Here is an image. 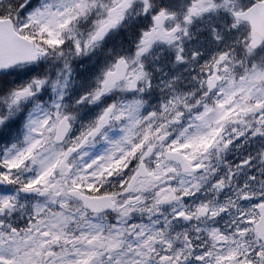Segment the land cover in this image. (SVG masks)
Listing matches in <instances>:
<instances>
[{
  "label": "snow or ice",
  "instance_id": "snow-or-ice-1",
  "mask_svg": "<svg viewBox=\"0 0 264 264\" xmlns=\"http://www.w3.org/2000/svg\"><path fill=\"white\" fill-rule=\"evenodd\" d=\"M0 264H264V0H0Z\"/></svg>",
  "mask_w": 264,
  "mask_h": 264
}]
</instances>
